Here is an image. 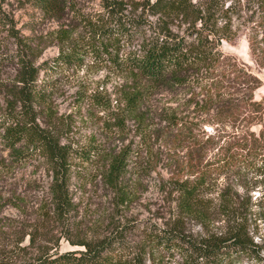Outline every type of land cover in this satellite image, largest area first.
<instances>
[{
  "label": "rangeland",
  "instance_id": "obj_1",
  "mask_svg": "<svg viewBox=\"0 0 264 264\" xmlns=\"http://www.w3.org/2000/svg\"><path fill=\"white\" fill-rule=\"evenodd\" d=\"M76 1L79 13L67 12L58 21L46 18L30 0H0V9L9 20L0 23V57L21 53L40 63L56 56L62 45L59 30L65 28L76 36L84 31V16L94 21L99 18V0ZM123 1L126 15L156 21L142 9L143 0ZM170 26L174 32L181 30L177 19ZM234 26L238 28L235 35L221 43L226 60L217 71L202 85L164 86L150 92L142 107L143 123L124 116L125 92L144 85L102 56L86 55L82 63L40 75L39 82L49 84L52 95L39 112L41 124L71 146L74 155L96 147L103 156L91 161L73 158L69 182L73 207L59 218L54 213L51 172L43 155L32 152L17 160L0 138V264L29 263L44 252L81 250L85 242L123 227L127 228V245L117 258L124 264H197L198 260L183 257L172 242L167 243L161 237L164 233L154 242L149 240L146 228L174 225L178 198L171 181L175 178L209 168L211 192L206 198L211 210L216 208L221 187L240 182L218 174L216 164L210 163L222 149L236 147L237 137L264 126V42L259 39L261 33L252 42L248 25L237 20ZM16 71L15 61L0 62L1 77H13ZM7 102V92L2 89L0 113L7 110ZM252 102L261 103L262 109H253ZM173 113L181 120L178 128L168 127V119H163ZM144 128L151 136L146 144L142 142ZM126 148L134 154L124 179L130 197L122 203L104 172L107 158ZM247 176L252 181L258 179L254 173ZM258 183L251 190L253 201L264 190V180ZM249 224L256 247L224 264H264V222L252 215ZM183 226L198 237L206 231L221 232L225 219L213 214L203 223L187 217Z\"/></svg>",
  "mask_w": 264,
  "mask_h": 264
},
{
  "label": "trees",
  "instance_id": "obj_2",
  "mask_svg": "<svg viewBox=\"0 0 264 264\" xmlns=\"http://www.w3.org/2000/svg\"><path fill=\"white\" fill-rule=\"evenodd\" d=\"M99 1L98 20L84 16L81 34L72 36L65 28L59 30L57 34L62 45L53 58L36 63L21 53L0 57V62L8 59L17 64L15 76H0V90H6L8 97V108L0 113V138L17 160L30 156L32 152L43 155L51 172L54 213L59 218L66 216L73 207L69 188L73 158L91 161L95 157L99 160L103 152L93 147L74 155L71 146L41 124L39 112L52 97L49 84L39 82L41 74L48 75L72 63H82L86 55L102 56L101 59L115 65L121 72H129L144 85L125 92L127 110L124 116L143 123L142 107L150 92L164 86L202 85L217 71L220 63L226 60L221 50L222 41L232 38L238 31L235 21L242 26L248 25L252 42L258 40L260 33L259 39L264 42V0H143L142 9L156 21L141 15L137 18L126 15L123 0ZM30 2L46 18L58 21L67 12L78 14L80 11L76 8V0ZM175 19L180 23L178 32L170 26ZM0 23H9L1 9ZM252 50H255L254 46ZM252 103H255L253 109L258 106L262 109L261 103ZM163 119H168L170 128L181 126L176 113ZM147 131L146 128L141 131L145 135L144 144L151 137ZM234 145L236 147L222 149L210 165L216 164L214 169L218 174L237 178L240 182L226 183L221 187L216 208L211 210L206 198L211 192L212 171L209 168L196 175L188 172L183 178L173 179L172 189L178 198L175 223L172 227L146 228L149 240L154 242L160 233H164L161 237L167 243L172 242L183 257L198 260L197 264H224L232 256L256 247L249 220L254 215L264 222V190L256 197L257 201H253L251 194L258 182L264 180V126L258 132L237 137ZM133 154L126 148L109 156L105 163L108 184L122 203L130 197L124 179L132 165ZM248 172L254 173L258 179H248ZM254 205L256 211H253ZM213 214L225 219L221 232L206 231L205 235L197 237L183 226L184 218L194 217L205 223ZM124 231L127 232L126 227L97 241L85 242L81 250L44 252L25 264H124L121 258H117L127 245Z\"/></svg>",
  "mask_w": 264,
  "mask_h": 264
}]
</instances>
